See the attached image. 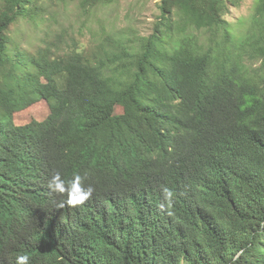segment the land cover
Instances as JSON below:
<instances>
[{
  "label": "trees",
  "instance_id": "obj_1",
  "mask_svg": "<svg viewBox=\"0 0 264 264\" xmlns=\"http://www.w3.org/2000/svg\"><path fill=\"white\" fill-rule=\"evenodd\" d=\"M57 1L88 20L119 0ZM242 1L159 0L149 33L101 23L86 51L48 27L31 54L13 32L51 7L0 0V264H264V0L227 20ZM39 100L45 123L17 128ZM57 171L94 188L60 236L39 217Z\"/></svg>",
  "mask_w": 264,
  "mask_h": 264
},
{
  "label": "rangeland",
  "instance_id": "obj_2",
  "mask_svg": "<svg viewBox=\"0 0 264 264\" xmlns=\"http://www.w3.org/2000/svg\"><path fill=\"white\" fill-rule=\"evenodd\" d=\"M43 1L51 7L50 10L55 14V17L46 19L38 27L32 23L21 22L16 26L18 30L13 32L15 41L24 52L34 54L39 47L44 46L43 39L48 27L51 31L66 28L76 38L79 50L83 51L89 49L93 43L89 29L93 28L91 31H97L100 29L101 23L109 30L131 25L139 33L147 34L152 30L153 21L156 19L157 1L159 0H119L95 10L88 20L85 15L81 16V12L76 9V2L63 4L57 0ZM254 4L255 0H243L238 6L231 7L230 12L226 14L227 20L235 23L238 18L249 16L253 12ZM48 12L46 17H48ZM84 21L85 27L82 26ZM177 35L180 34L177 32ZM167 39L168 45L172 46L174 37ZM11 48L10 54L13 55V45ZM116 111L121 112V106H118ZM48 115V104L44 100H39L23 110L14 112L12 119L17 128L21 127L27 130L42 126Z\"/></svg>",
  "mask_w": 264,
  "mask_h": 264
},
{
  "label": "clouds",
  "instance_id": "obj_3",
  "mask_svg": "<svg viewBox=\"0 0 264 264\" xmlns=\"http://www.w3.org/2000/svg\"><path fill=\"white\" fill-rule=\"evenodd\" d=\"M39 168V160L31 161V169ZM45 181L48 183L50 193L48 202L40 203L39 217H43L42 223L51 227L53 234L57 236H60L64 230L71 232L76 228V219L80 218L82 211L91 204L90 197L94 188L91 185L85 186L80 174H75L65 180L60 172L57 171L54 174H49ZM162 191L165 202L160 204L159 207L161 210L167 211L168 215H171L172 213L169 209L175 198L174 192L168 187H164ZM64 226H66V229L63 230ZM35 249L38 253L50 251L49 240L44 235L43 229L39 227L35 228ZM30 252H32V247ZM241 254L243 253L241 252ZM15 264H29V257L26 255L18 256Z\"/></svg>",
  "mask_w": 264,
  "mask_h": 264
}]
</instances>
